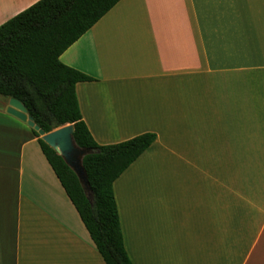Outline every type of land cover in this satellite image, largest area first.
<instances>
[{"label": "crops", "instance_id": "0c3cea01", "mask_svg": "<svg viewBox=\"0 0 264 264\" xmlns=\"http://www.w3.org/2000/svg\"><path fill=\"white\" fill-rule=\"evenodd\" d=\"M38 1L0 0V26ZM60 59L91 77L76 94L98 144L157 135L114 183L132 263L264 264V0H121ZM1 98L0 264H106Z\"/></svg>", "mask_w": 264, "mask_h": 264}, {"label": "trees", "instance_id": "16d2710c", "mask_svg": "<svg viewBox=\"0 0 264 264\" xmlns=\"http://www.w3.org/2000/svg\"><path fill=\"white\" fill-rule=\"evenodd\" d=\"M120 1L40 0L0 26V96L20 100L46 133L72 124L76 143L98 151L83 161L91 204L76 173L33 129L106 264H133L124 245L114 183L157 135L148 132L116 144H98L76 94V85L91 77L60 57Z\"/></svg>", "mask_w": 264, "mask_h": 264}, {"label": "water", "instance_id": "95a60500", "mask_svg": "<svg viewBox=\"0 0 264 264\" xmlns=\"http://www.w3.org/2000/svg\"><path fill=\"white\" fill-rule=\"evenodd\" d=\"M7 112L21 121L28 123L30 127L40 134L41 138L50 147L63 157L67 165L76 173L85 195L91 204H93V192L83 161L87 155L97 153L98 151L96 149L82 148L76 143L74 138L75 128L72 124L62 126L46 133L35 123L34 119L29 116L25 105L16 98H10Z\"/></svg>", "mask_w": 264, "mask_h": 264}, {"label": "rangeland", "instance_id": "374dc122", "mask_svg": "<svg viewBox=\"0 0 264 264\" xmlns=\"http://www.w3.org/2000/svg\"><path fill=\"white\" fill-rule=\"evenodd\" d=\"M1 100H2V104H5L6 102H8V98L2 97ZM191 115H202V114L199 112H196V113L191 114ZM218 145H219V143H218ZM219 150H220V148L218 146H215V145L211 146L210 154H211L212 164H216L217 165L216 167H219L220 165H224V166L231 165V159H233V153H228L226 156V152L219 151ZM217 156H218V159H217ZM212 168H214V167H212ZM145 173H147V171H145ZM219 173H220V171H219ZM221 174L223 176H225V174H227L228 177L231 176L230 169L227 168V170H222Z\"/></svg>", "mask_w": 264, "mask_h": 264}]
</instances>
